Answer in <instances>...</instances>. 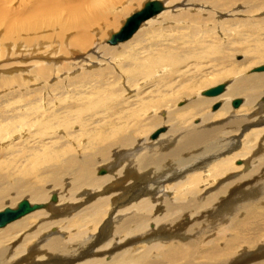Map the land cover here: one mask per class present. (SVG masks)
I'll use <instances>...</instances> for the list:
<instances>
[{"label": "bare ground", "instance_id": "1", "mask_svg": "<svg viewBox=\"0 0 264 264\" xmlns=\"http://www.w3.org/2000/svg\"><path fill=\"white\" fill-rule=\"evenodd\" d=\"M119 1L111 0L110 11L117 8ZM129 1L123 9L125 12L131 11L130 3L139 5L141 2ZM158 1L169 10L164 9L160 16L143 23L129 41L118 45L144 43L141 27L158 16L162 26L169 27L165 28L167 32L186 28L192 38L198 37L204 30L194 25L200 27L204 20L201 21L202 15L193 14L191 9L204 5L211 10L213 7L216 14L231 17L239 16L241 12L237 9L243 6L247 10L242 14L248 19L258 17L257 21L249 23L245 19H236L231 25L247 34L264 30V0ZM84 3V0H0V54L6 52L2 46L9 43L13 53L16 48L26 47L32 49L29 56L36 58L44 54L47 60L36 63L38 66L31 73L19 71L11 77L1 78L0 92H4V101L31 94V105L38 104L42 92L31 91L32 85L38 86L64 74L63 83L54 86L57 95H61L59 99H63L62 91L67 82L72 86L78 80L89 83V76H95V83L102 82L99 72L93 75L86 72L75 81L70 80L69 75L79 62L59 66L54 61L55 57L78 58L72 50H79L77 54H80L92 49L95 39L90 31L116 27L113 17L106 13L109 8H103V0H94L86 8ZM179 6H189V9L181 12L177 8L178 12L172 15V10ZM210 22L214 19L206 20V23ZM73 31L74 34H70ZM170 37L173 39L168 47L158 45L152 51L143 47L136 54L135 60L140 62L135 68L139 70L136 75L147 81L160 66L168 68L166 64H176L168 49L177 50L179 43L175 41L176 36ZM65 38L69 39L65 42ZM183 45L185 48L192 46L190 42ZM239 53L241 51L234 54ZM252 53L256 54L257 60L251 57ZM248 54L237 62L234 56L225 54L218 61L224 66L216 73L201 72V68L200 72L191 75L194 78L191 80L182 79L179 74L180 83L174 82V89L178 88L168 89L160 95L165 98L169 94L171 100L168 102L167 99L165 102L157 100L154 105L155 96L146 91L148 88L138 90L132 98L124 97L121 106L133 119H127L114 108L111 115L122 116L120 121L123 122L116 137L111 131L118 128L116 124L101 128V125H95L87 143L81 145L82 140H79L78 144L66 145L57 142L62 138L56 136L59 127L54 116H36V110L28 116L26 113L9 116L19 118L18 123L21 119L33 122L30 127L41 120L51 119V124L43 127L44 138L40 136L42 131L38 133L37 145L19 144L24 146V151L18 155V161L8 169H0V212L16 208L17 200L28 199L30 205H45L0 228V264H264V72H253L264 66L258 67L264 63V42L254 43ZM93 57L89 55L90 60L84 65H92ZM27 77L33 81L32 85L23 80ZM229 78L231 82L227 80ZM108 79L107 76L105 81ZM182 83L185 84L180 86ZM221 84H225L221 94L202 95L208 90L206 88ZM126 86L133 88L136 85L126 83ZM164 86L158 89L164 90ZM240 98L242 104L238 108L232 107L233 111L232 101ZM85 99L80 102L81 107L85 106ZM182 99L187 104L178 107ZM30 103L28 99L27 104ZM217 103L220 108L215 114L212 107ZM132 106L135 108L131 110ZM152 108L168 111L166 116L158 111L147 117ZM210 108L212 113L207 112ZM65 111L70 112L68 108ZM194 119L199 123H190ZM217 119L222 120L215 124ZM58 121L66 131L70 129L64 117ZM1 123H5L3 128ZM1 123L0 142H4V129L16 123L6 119ZM135 124L147 127L149 134L132 137L141 129L133 131L135 126H132L133 129L128 131L130 125ZM162 126H166L167 131L161 128L164 131L151 139V133ZM17 132L18 135L29 134L26 129ZM86 133L88 129L83 132ZM142 136L143 141H138ZM237 161L242 165L235 166ZM122 162H126V166H121L126 169L111 175ZM100 171L107 174L97 176ZM126 177L134 183L125 187ZM143 182L146 185L140 187ZM53 191L59 194L55 195L56 202L51 201ZM22 198L26 199L19 200ZM135 245H142V249L133 250Z\"/></svg>", "mask_w": 264, "mask_h": 264}, {"label": "rangeland", "instance_id": "2", "mask_svg": "<svg viewBox=\"0 0 264 264\" xmlns=\"http://www.w3.org/2000/svg\"><path fill=\"white\" fill-rule=\"evenodd\" d=\"M146 1H149V0H141L139 5H138V3H134V4L130 3V5H132L131 11L125 12V11H123V9H124L125 5L130 2L129 0L128 1L127 0L119 1L117 8L115 7L111 11H110V7H109V5H111V0H103V3H104L103 8H106V7L109 8L106 13H108L107 15L113 17V22L114 21L116 22V23H114V25L117 28L115 27L116 28L115 29L113 27H109L106 31L105 30L99 31L97 29L90 31V33L93 34L94 39H95V41L93 43V48L92 49L89 48L87 50V52H83L84 54L80 53V52H79L80 54H77L79 50H72L74 52V54L79 56L76 59H75V57L73 58L70 56L67 57L68 59L65 56H64L65 59L63 57L62 58L61 57H59V58L55 57L54 61L57 62V64L59 66L64 65L65 63L69 64L71 62H73V63L79 62L78 65H75V68H74L75 71H73L69 75L70 80L73 79V81H75V79L79 78L83 73H86V72H91L90 74H92V75L95 74V72L96 73L99 72L102 75L101 81L103 82V85H99L102 82L95 83V81L93 80V78H95V76H89V83H85L82 81L80 82V80H78L79 83H78V81H76L77 83L74 82L73 85L75 83L76 84L74 86H72V85L68 84V82H67L64 84V88H66V89L64 90V92L62 91V93H64L63 99H59L61 95H57V92L55 91L54 86H56V84L59 83L58 84V87H59V85H61V83H63V81L65 80L64 78H66V76L64 77V75H66V74L60 76L59 78L51 79L48 82L40 83L38 86H33L32 85L33 81H29L28 77L24 78L23 80H25V82H30L29 84L32 85L31 91L38 89L39 92H42V93H40L41 94L40 95V101L42 102V104L44 103L43 105L41 104V102H39L38 104L31 105L32 101H33L32 99L29 98V96L31 94L30 95L29 94L24 95L23 98H21L20 96H17L15 99L14 98L13 99L12 98L11 99L6 98L4 101V99H3L4 98L3 97L4 92H0V101L1 100H2V102L4 101L3 103L0 102V123L2 120H5V119L8 122L16 123L15 126L11 125L8 128H6V130L4 129L3 134H5L6 139L4 140V142H0V153H2V155H1L2 157H0V169L2 167H3V169H8L9 167L12 166L11 164L14 161H18L17 157H18V155H20V152L24 151V146L30 147L33 144L37 145L38 141L36 140L37 142L35 144V138H37L38 133L42 131L41 132L42 134L40 136L42 138H44V135L46 133H45V130L43 131V127L45 125L47 126V124H51V122H50L51 119H48L49 121L48 120H41L37 123L35 122V126L30 127L31 123H33V122H30L26 119H21V123H18L19 118H10L9 116H12L14 114H18L20 116L24 113H26L25 115L28 116L31 113H33V111H35V110L37 111L36 116L42 115L44 117V115H47V114L54 116L55 117L54 121L55 122L57 121L56 126L59 127V129H57V131H56V132H58L56 134V136H59V138H62V139L58 140L57 142H60L61 144L63 143L66 145H68L72 142H75L76 144H78L79 140H82L81 145H82V143L83 144L87 143V141L90 138L91 131L94 130L93 127L95 125H101L99 127V128H101V127L107 126V124H116L117 125L116 127H118V128H116L117 130L116 129L111 130V131H114L113 133L115 135L114 136L113 133L111 132V136L113 135L114 137H116V132H118V130L122 127L123 122L120 121L122 119V116L118 117V114L113 115V116L111 115L112 111H114V108H118L119 113H121L123 116L127 117V119L128 118L130 120L133 119V117L129 113L126 112L125 108L121 106L122 100H124L125 98H129V97L132 98L133 96H135V93L138 90H143V89L148 88L146 91H148V93H150L152 95V97L155 96V98L153 99L154 105H156L157 100H159L161 102H165L167 99V102H168L169 100H171V98L169 97V94H166L165 98L161 97L160 95L163 94V91L167 92L168 89H170V90L174 89V82L180 83L179 81L181 80V78L183 79V77L184 78H190L188 80L194 79V78H192V76L195 73H197L198 70H199L198 72H200L201 68H202L201 72L203 71V72H207V73H210V72L216 73L218 70H220L224 66L222 64H219L218 61H220L224 57L225 54L229 55V56H234L233 59H234V61L236 60V62H237V61H240L241 59H243V56L250 53V48H251V46L254 45V43L264 42V35H261L262 33H264L263 29L256 31L253 34H247V33H243V32L238 31L237 26L231 25V24L236 22L235 21L236 19H237V21H239V20L242 21V19L248 20V22L249 21L250 22L257 21L258 17L248 19V16H246L245 14H242L245 12L244 10H247L245 7H243V6L238 7L237 10L239 12H241L239 15L240 17L239 16L236 17L235 15L233 17H231V16L225 15V14H220V13L216 14L215 11H212L213 7L211 10V8H208V6L204 5V6H196L194 9H191V12L193 14L195 13V14L202 15V18L200 19L201 21L204 20L203 23L200 25V27L198 25H194L195 28L198 27V28H201L202 31L204 30L203 31L204 34L201 32V35H198V37L192 38V36H190L189 33H187L188 31L186 30V28H183V27H181V28H183L181 30H177V31L170 30L171 32H167L166 29H168L169 27L166 28V26H167L166 24H164L162 26V23H161L162 19H161V17H159L160 16L159 15L158 18L156 17L155 20L153 19L154 21L152 20V22L150 21L151 23L148 22L147 25L144 24L145 26L143 25L144 27L143 26L141 27L140 30H144L143 31L144 35L142 36L144 38V43L139 44L138 42H136V43L132 42V43L127 44L125 47L122 46L124 44L118 45V47L117 46H109L107 44V40L110 38V36L112 34L118 32L119 29L124 25L123 22L126 20V18H128L133 13L139 11L141 9L142 5ZM84 2H85L84 3L85 8H86V6H88L89 4L94 2V0H84ZM7 3L11 4L10 2H7ZM11 5H13V4H11ZM177 8L181 12H185L189 9V6L175 7L172 10V13H171L172 15H175L178 12ZM167 10H169V9L165 8V11H167ZM173 11H176V12L174 13ZM203 12H205V13H203ZM209 13H210V15H209ZM212 14L215 17L212 16ZM207 19H210V20L214 19V22L206 23ZM226 20H228V22H226ZM187 25L188 24H184V26H187ZM188 30H191V28H189ZM97 32H99V33H97ZM70 34L73 35L74 31L71 32ZM170 36H176L175 41L177 43H179V48L177 50L173 51V50H171V48L168 49V51H171V54L174 55V57H172V58H174L173 61H177V62H175L176 64L173 66L166 64V67H168V68H165V67L162 68L160 66L156 71H154L153 73L150 74V78H148L147 81H145V79H142L140 76L136 75V72H138L139 70L135 69V68H136V65L139 66V63H140L139 61L135 60L138 57V56H136V54L138 52H141L143 47H145L149 51H152L154 49V47H157L158 45H163L165 47H168L167 45L170 44L171 40L173 39ZM68 39L69 38H65V42ZM189 42L191 43L192 46L190 48H185L183 43H189ZM180 44H181V46H180ZM2 47H3V50H6V52L4 54H0V74H1L0 80H1V78H5V77L7 78V77H11L13 75H16L17 73H19V71L25 72L26 74L31 73V71L35 70V68L38 66L36 63H38V62L44 63L45 61H47L45 59L46 57L44 56V54H40L41 56L40 57L38 56L36 58L32 57L33 55L29 56L28 54L32 50L30 48H26V47L16 48L15 53H13L14 50H12L13 48H12V46H10L9 43H5ZM106 47L107 48L109 47V49L111 48L114 50H106L105 49ZM114 47H117V49ZM56 48H57L56 50L58 52V49H59L58 45ZM103 48L106 50V52L103 50ZM43 50H44L43 48L40 49V52L42 53ZM239 51H241V53L234 54V53L239 52ZM159 52L161 54L164 53L161 51H159ZM11 53H13V54H11ZM90 53L94 56L93 57L94 59H92L93 63H92V65H89V66L84 65L88 62L87 60H90V58H89V55H91ZM36 54H34V55H36ZM250 55H251V57L253 56V58H256L255 60L258 59L256 54L254 55V53H252ZM250 55L248 54L247 57L250 58ZM262 65H264V63L259 64L258 67L262 66ZM254 68H256V67H254ZM205 69H206V71H205ZM130 70H132V71H130ZM124 73H127V74H124ZM179 74H182V75H180V76H182L181 78L178 77ZM107 76L109 77V79H108V81H105L107 79ZM230 78L227 80L231 82L232 78L231 79ZM126 83L133 84L136 86L131 88L129 86H126ZM185 83H187V82H185ZM185 83L180 84V86L184 85ZM191 83L198 86L196 83H194L192 81H191ZM163 84L165 85L164 90H163V88L158 89V87L163 85ZM45 85H47V88H44ZM62 86H63V84H62ZM69 86H71V87H69ZM42 88H44V89L42 90ZM177 88L178 87H176L174 90H176ZM209 88H211V87H209ZM209 88H206V89H209ZM122 89H123V91H122ZM206 89H203V90H206ZM155 90H157V91H155ZM120 91H121V93H120ZM45 92H46V94H45ZM157 92H161V93L158 94ZM92 93H93V95H92ZM105 95H107L106 98L104 97ZM26 96H28V97H26ZM52 96H56L55 97L56 99L52 98ZM83 97L88 99V100L85 99L87 105L85 104L84 107H81L80 102L82 101V99H84ZM25 99H27V100H25ZM28 99L31 101L30 104H27ZM52 99H54L55 102H53ZM150 99H151V97L148 96V100H150ZM48 100H50V101H48ZM16 101L19 103H17ZM180 101H182V102H180ZM180 101L178 102L179 103L177 105L178 107H183L185 104H187V101H185V100L183 101V99ZM46 103L47 104L49 103V104L47 105ZM51 104H52V106H51ZM79 104H80V106H79ZM70 105H72V106H70ZM230 107L232 109V106H230ZM67 108L70 111L69 113H67L65 111ZM134 108H135V106L130 107L131 110ZM219 108H220V105H219ZM17 109H20V110L16 111ZM164 109L165 108H163L161 110H157L156 108H154V109L152 108L151 109L152 112L149 114V112H150L149 111L146 114V116L147 117L153 116L154 112H158V111H162L163 113H165V116H166L168 110L165 111ZM166 109H168V108H166ZM218 110H216V113L215 112H213V113L218 114L217 113ZM232 110L235 111L234 109H232ZM207 112L212 113L211 108ZM2 115H5L6 117L2 118ZM109 115H111V117H109ZM58 116L61 118L64 117V122L69 123L70 129L67 130V131H70L69 133L64 129V127L63 128L60 127L61 123H59L60 121H58V119H61V118H59ZM115 116H117V117H115ZM146 116L143 117V120L145 122H146ZM117 118H118V120H117ZM195 120L196 119L192 120L190 123L198 124L199 120L198 121H195ZM221 120L222 119H217V120H215L214 123L217 124ZM114 121H115V123H114ZM52 122H53V120H52ZM190 123H188V124H190ZM1 124H2V128H3L5 123H1ZM88 124L90 125L89 127H88ZM188 124H186V125H188ZM80 125H87V127L82 128ZM130 126L131 127L129 128L128 131H130V129H133L132 126L136 127V128L134 127L133 131H135V129L139 130V127L141 128L139 130L140 133L134 132L135 134L134 133L132 134V137H134V138L137 137V134L145 133L146 136L149 134L148 130H146L147 127L144 128L143 125L138 124L136 126V124H135V125H130ZM182 126L185 127V124L182 123ZM99 128H97L95 130H98ZM161 128H164L165 131H167V129H168L166 126H162L158 129H161ZM23 129L28 130L29 134L23 133V135H21V134L18 135V132L15 133L16 131H22ZM86 129H88V133H86V135H84L83 132ZM141 130H142V132H141ZM14 133L16 136L13 135ZM126 133H128V132H126ZM126 133H124V134H126ZM131 133H132V131H131ZM152 134L153 133H151V135ZM12 136H14V137H12ZM143 136L138 137V141L142 142L144 139ZM20 137H21V139H20ZM50 139H52V138H49L48 140L50 141ZM75 139H77V140H75ZM51 141L56 142V140H53V139ZM19 144H23L24 146L19 145ZM17 163L20 164V162H15V164H17ZM241 163H242L241 161H237V162H235L234 165L235 166H237V165L241 166L242 165ZM99 165H97L96 167H98ZM121 166H126V162L125 163L124 162L119 163L118 168L116 167L115 170L111 173V175L117 174L122 169L123 170L126 169V167L123 168ZM114 172H117V173H114ZM99 173H101V171L97 173V176H99ZM104 174L106 175L107 173H104ZM126 179L124 181L126 183V184L124 183L125 187H126V185H129V184L131 185L134 183L132 181V179H129V177H126ZM129 180H131V181H129ZM147 181H149V180H147ZM145 185H146V183L143 182V185H139V186L141 187V186H145ZM48 188L49 187H47V189ZM137 190L139 191L140 189H137ZM52 193H54V195H56V196L59 195L58 191L57 192L53 191ZM169 195L171 197H173L172 192H169ZM23 199H26V198H22L19 200H23ZM17 202H20V201L17 200ZM17 202H16V204H17ZM54 204L56 205L57 203H54ZM7 205L8 204H6V206ZM137 247H139V248H137ZM140 247H142V245L141 246L135 245L133 247V250L140 251L142 249ZM134 248H136V249H134Z\"/></svg>", "mask_w": 264, "mask_h": 264}, {"label": "water", "instance_id": "3", "mask_svg": "<svg viewBox=\"0 0 264 264\" xmlns=\"http://www.w3.org/2000/svg\"><path fill=\"white\" fill-rule=\"evenodd\" d=\"M163 4L158 0L148 1L144 4L143 8L140 11H137L130 15L124 25L120 30L110 36L107 40L109 46H116L120 43L129 41L133 35L138 31L140 26L146 21L152 19L153 17L159 15L164 10ZM253 72H264V66L259 67ZM225 84L218 85L214 88L208 89L202 93L203 96L213 97L221 94L224 91ZM242 104V100L235 99L232 101V107L238 108ZM219 103L212 107V110H217ZM164 129H159L151 135V139H156L158 135L163 132ZM104 171H101L99 174H104ZM51 201L56 202V196H51ZM43 204H34L30 205L27 200L19 202L14 209L6 208L0 212V228H3L5 225L14 222L38 209L44 208Z\"/></svg>", "mask_w": 264, "mask_h": 264}]
</instances>
